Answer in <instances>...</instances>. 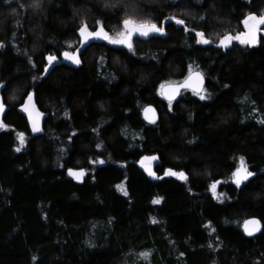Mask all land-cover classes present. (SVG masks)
Here are the masks:
<instances>
[{
    "label": "trees",
    "instance_id": "trees-1",
    "mask_svg": "<svg viewBox=\"0 0 264 264\" xmlns=\"http://www.w3.org/2000/svg\"><path fill=\"white\" fill-rule=\"evenodd\" d=\"M28 3L0 0V264H264V32L254 46L218 44L244 29L249 12L264 14V0H144L147 15L185 25L166 21L164 34L135 36L132 51L94 42L81 65L48 72L44 56L74 51L82 22L112 33L130 13L103 0H47L37 16L19 7ZM193 27L213 42L196 43ZM189 66L204 74L207 99L182 91L169 111L157 88ZM30 91L46 114L39 135L17 109ZM146 105L157 109L155 124L142 117ZM20 132L26 143L17 152ZM143 155L159 157V178L138 165ZM241 156L254 176L237 188L230 175ZM97 157L105 163L93 164ZM68 168H83V181ZM168 168L188 180L165 176ZM157 196L164 199L154 204ZM248 217L261 221L253 236L241 229Z\"/></svg>",
    "mask_w": 264,
    "mask_h": 264
},
{
    "label": "snow or ice",
    "instance_id": "snow-or-ice-1",
    "mask_svg": "<svg viewBox=\"0 0 264 264\" xmlns=\"http://www.w3.org/2000/svg\"><path fill=\"white\" fill-rule=\"evenodd\" d=\"M47 0H29V3L25 5H19V7H27L31 10L33 15H39L44 11V7ZM199 2V0H198ZM214 4V0H213ZM103 5L105 8L111 9L117 13L128 11L130 14L123 16V18H118V29L115 30L114 35L110 34L109 30H107L105 23L101 21H96V24L93 28H90L87 22H82L76 29L75 32L78 33L79 43L83 46V50L81 48H77L74 51L64 50L57 55L53 52H48L44 59L47 61V64L44 66V72H48L50 66L54 67L56 62H58L59 56H62L65 60L74 63L75 65H81L82 60L81 56L83 55V51H86L87 48L91 47L92 44L97 40L106 41L111 45H120L125 46L130 51L134 50L133 48V38L134 36L137 37H149L150 34H164L165 27L163 26L164 23L175 21L176 24L185 25V21L183 19H178L177 16L173 15L170 17H164L163 20L160 16L151 17L146 14L145 12V3L144 0H103ZM17 9L12 8L11 14H16ZM114 18V17H109ZM6 17H0V27L3 26ZM19 23V21H17ZM241 23L244 26L243 31L237 32L233 35L231 32H226L223 35L218 36V44L220 47L227 49L230 45H232L233 41H238L240 45H247V46H254L260 42V38L258 33L264 32V14L257 16L254 12H249L247 15L244 16ZM184 31H189L187 26L184 27ZM193 33H195L193 39H195L196 43L198 44H210L213 41L206 37L205 32L203 30H198L197 27H193L191 29ZM3 44L0 43V47ZM19 50V49H18ZM31 60V57H29ZM37 79V77H33V80ZM205 83L204 74L200 71H193L189 66L188 74L183 77L180 81H165L159 84L157 88V92L160 97H163L168 104L169 111L173 109V102L177 101V97L181 95L182 90L187 91L191 89L196 93L200 99H207L204 95H202L203 86ZM35 92H28L26 95V100L21 104V108L24 112L27 113L30 124L31 130L33 133H41L43 132L42 127V117L44 113L41 112L37 106L35 101ZM101 107L104 105L101 104ZM3 104L0 103V112L3 111ZM144 119L150 123L155 124L157 121V109L152 105H147L142 109ZM65 116L68 115L67 112L64 113ZM264 122V121H262ZM7 127V125H4ZM96 131V129H93ZM19 139V146L16 148L17 152L21 151V148L26 143L25 133L20 132L18 133ZM71 140V137H69ZM191 143V141H190ZM103 144V141L96 144V148H100ZM159 157L157 155H143L137 161L150 176L157 177L156 172L153 170L152 162L157 160ZM109 159L111 157L109 156ZM240 163L239 167H236L234 172L232 173V181L233 183L239 188L245 181H249V178L254 176V173L250 171L245 165V159L243 156L239 158ZM93 164L99 163L103 164L105 161L99 157L96 160L92 161ZM68 175L75 178L77 181H83L85 176V170L81 168L79 171H75L72 168L67 169ZM164 175L178 177L182 181L188 180V175L183 170L177 172L174 171L172 168H168L164 170ZM159 178V177H157ZM95 180V176L92 177ZM127 180V177H125ZM221 183L219 180H213L209 186L210 191L212 192L213 196L218 200H223V198L227 195L226 193H219L217 194V187ZM116 188L119 189L125 196H128L129 193L126 189V186L123 182L116 185ZM191 192L192 189L189 188ZM164 198L157 196L153 199L154 204L160 203ZM231 199V197H228ZM153 222H156V218H152ZM211 224V221H208ZM225 223H228L225 220ZM261 227V221L257 218L246 219L243 222V228L245 233L248 235H253L255 232L259 231ZM215 231V229H213ZM141 256L147 258L149 253L144 252L140 254ZM183 255V253H181ZM35 259V256H33Z\"/></svg>",
    "mask_w": 264,
    "mask_h": 264
},
{
    "label": "water",
    "instance_id": "water-1",
    "mask_svg": "<svg viewBox=\"0 0 264 264\" xmlns=\"http://www.w3.org/2000/svg\"><path fill=\"white\" fill-rule=\"evenodd\" d=\"M96 43H100V42H102V40H97V41H95ZM77 48H81V49H83V46L79 43L78 44V47ZM76 48V49H77ZM75 49V50H76ZM60 63H64V64H66V65H68V66H77V65H75L74 63H72V62H70V61H67V60H65L62 56H61V58L60 59H58V62H56V64L55 65H59ZM193 71H198V70H193ZM188 74V73H187ZM186 74V75H187ZM185 75V76H186ZM183 79V78H182ZM181 79V80H182ZM204 85H205V83H204ZM204 87V86H203ZM183 91V90H182ZM187 91H191V92H194V91H192L191 89H189V90H187ZM30 92H34V91H30ZM195 93V92H194ZM27 95V94H26ZM178 98V97H177ZM162 99L164 100V101H166L163 97H162ZM26 100V96L23 98V100H22V102H21V104L24 102ZM0 103H2L3 104V111H4V108H5V104L3 103V100H2V97H1V93H0ZM21 104L18 106V111L19 112H21L24 116H25V119H26V123H27V126H28V130H30V132L32 133V134H34V135H39V134H41V133H33L32 132V130H31V124H30V121H29V118H28V115H27V113L26 112H24L23 111V109L21 108ZM37 106V105H36ZM147 106V105H146ZM145 107V106H144ZM38 108V107H37ZM39 109V108H38ZM40 110V109H39ZM3 111L2 112H0V118L2 117V114H3ZM41 112H43L42 110H40ZM44 113V112H43ZM142 113V117H143V112H141ZM45 117H46V114L44 113V116L42 117V125H43V122H44V119H45ZM143 119H144V117H143ZM145 120V119H144ZM146 121V120H145ZM147 122V121H146ZM148 123V122H147ZM148 124H150V123H148ZM252 218H256V217H248V218H246V219H252ZM245 219V220H246ZM244 222V221H243ZM243 222H242V224H241V227H242V230H243V232L245 233V231H244V228H243ZM260 231V230H259ZM259 231H257V232H255L253 235H255V234H257ZM247 236H253V235H248L247 233H245Z\"/></svg>",
    "mask_w": 264,
    "mask_h": 264
},
{
    "label": "rangeland",
    "instance_id": "rangeland-1",
    "mask_svg": "<svg viewBox=\"0 0 264 264\" xmlns=\"http://www.w3.org/2000/svg\"><path fill=\"white\" fill-rule=\"evenodd\" d=\"M127 15V13L125 14V16ZM243 28H244V26H243ZM244 30V29H243ZM242 30V31H243ZM110 34H112V35H114V32H112V33H110ZM135 37V36H134ZM211 40H213V39H211ZM106 44H108V45H110V46H118V47H123V48H126L125 46H120V45H111V44H109L108 42H106V41H104ZM71 45H74V43L72 42H70L69 43V45H68V47H70ZM127 49V48H126ZM129 50V49H128ZM130 51V50H129ZM46 63H47V61H46ZM50 68H51V66H50ZM49 68V69H50ZM44 69V68H43ZM12 87V92H9L8 93V96H7V101L8 102H10V103H12L15 99H16V96H17V92H18V89L14 86V84L12 83V84H10L9 85V87ZM194 93V92H193ZM42 127H43V125H42ZM0 129H6V127H4V124L2 123V121L0 120ZM149 156H151V155H149ZM140 159V158H139ZM138 163V162H137ZM155 163H157V160H155V161H153L152 162V167L154 166V164ZM239 163H240V160H239V158L237 159V163H236V167H239ZM138 165L143 169V170H145L139 163H138ZM146 171V170H145ZM147 172V171H146ZM234 172V171H233ZM232 172V173H233ZM231 177H232V174L230 175V180L232 181V179H231ZM241 229H242V227H241ZM260 229H261V227H260ZM242 232H243V230H242ZM244 233V232H243ZM244 235H246L245 233H244ZM247 236V235H246Z\"/></svg>",
    "mask_w": 264,
    "mask_h": 264
},
{
    "label": "flooded vegetation",
    "instance_id": "flooded-vegetation-1",
    "mask_svg": "<svg viewBox=\"0 0 264 264\" xmlns=\"http://www.w3.org/2000/svg\"><path fill=\"white\" fill-rule=\"evenodd\" d=\"M5 109H6V106H5V108H4V111H5ZM4 111H3V112H4Z\"/></svg>",
    "mask_w": 264,
    "mask_h": 264
}]
</instances>
